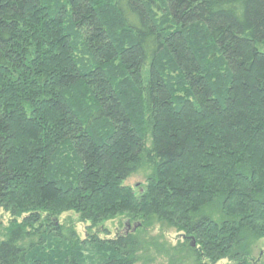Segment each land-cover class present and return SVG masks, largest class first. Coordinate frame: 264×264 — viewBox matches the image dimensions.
I'll use <instances>...</instances> for the list:
<instances>
[{
    "label": "trees",
    "instance_id": "1",
    "mask_svg": "<svg viewBox=\"0 0 264 264\" xmlns=\"http://www.w3.org/2000/svg\"><path fill=\"white\" fill-rule=\"evenodd\" d=\"M141 170L137 195L122 184ZM1 208L0 264H36L43 227L96 264L147 248L80 241L52 221L68 211L183 233L168 264H260L264 0H0Z\"/></svg>",
    "mask_w": 264,
    "mask_h": 264
},
{
    "label": "rangeland",
    "instance_id": "2",
    "mask_svg": "<svg viewBox=\"0 0 264 264\" xmlns=\"http://www.w3.org/2000/svg\"><path fill=\"white\" fill-rule=\"evenodd\" d=\"M147 172L144 170L139 171L122 185L124 187H130L133 191L139 195L145 187V180ZM13 206L8 208L11 213ZM5 209H0V222L5 227L11 220V214ZM16 210V214H19V220L26 217L29 211H24L25 214ZM45 215H42V219H45ZM57 225L64 226L71 229L78 240L83 241L87 238L88 233L97 234L100 239H112L120 235L139 233L144 240L148 243L145 251L140 253V260L136 264H168L169 256L172 255V249L178 247L183 243V233L167 227H160L158 225L148 226L147 228H140V223L128 220L125 217L114 218L98 225V228L91 230L89 222H83L80 220L78 214L72 211L64 212L58 217L52 219ZM47 227H43L40 230V234L43 232L44 243L43 252L34 254L37 256L36 264H44L46 260L49 264H59L60 260L64 257L67 249L76 252L79 260L82 264H96L105 251L100 247H88V246H72L71 243H66L62 240L56 239L50 232L46 233ZM104 231L108 232L105 235ZM39 242V240L35 239ZM44 254H47L44 256ZM252 260L258 261L260 264H264V238L257 241L254 244L253 252L251 256ZM42 262V263H41ZM184 264H191L186 262ZM217 264H229L227 261H220Z\"/></svg>",
    "mask_w": 264,
    "mask_h": 264
}]
</instances>
